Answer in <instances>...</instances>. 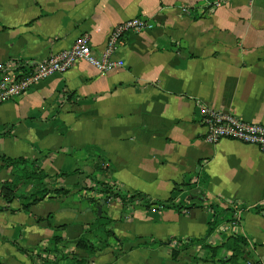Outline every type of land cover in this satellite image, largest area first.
I'll use <instances>...</instances> for the list:
<instances>
[{
  "label": "crops",
  "instance_id": "obj_1",
  "mask_svg": "<svg viewBox=\"0 0 264 264\" xmlns=\"http://www.w3.org/2000/svg\"><path fill=\"white\" fill-rule=\"evenodd\" d=\"M262 1L0 0V78L83 32L99 56L115 23H152L122 36L113 55L122 66L102 72L77 59L0 102V187L40 185L12 175L9 156L69 190L28 207L0 196V264H232L240 236L237 262L264 264V154L238 139L208 141L200 121L206 105L264 123Z\"/></svg>",
  "mask_w": 264,
  "mask_h": 264
},
{
  "label": "built area",
  "instance_id": "obj_2",
  "mask_svg": "<svg viewBox=\"0 0 264 264\" xmlns=\"http://www.w3.org/2000/svg\"><path fill=\"white\" fill-rule=\"evenodd\" d=\"M212 6L219 5L222 0H207ZM264 4V0L262 1ZM152 27V23L135 15L115 23L108 32L104 47L98 56L90 48L89 35L79 34L73 43L49 56L37 60L31 69L19 72L15 77L0 78V102L22 94L38 80L54 72H64L77 59H84L99 71H109L123 65V59L114 57L122 36L130 31H142ZM205 127L204 136L208 141L215 142L220 138H233L242 142L255 144L264 154V123L251 121L227 111H221L204 105L200 117Z\"/></svg>",
  "mask_w": 264,
  "mask_h": 264
},
{
  "label": "trees",
  "instance_id": "obj_3",
  "mask_svg": "<svg viewBox=\"0 0 264 264\" xmlns=\"http://www.w3.org/2000/svg\"><path fill=\"white\" fill-rule=\"evenodd\" d=\"M3 161V166L9 167L10 173L12 175H15V177H19L20 179L23 180H38L39 181V187H37L35 190L31 191L28 194H17L14 191L15 187V181L13 180H4L1 187H0V196L6 201V202H11L15 197H22L29 199V203L24 204V207H28L29 204L35 203L37 201H40L44 199L45 197H51L50 195H65L69 192L68 189L61 188V187H49L46 184L43 183V179L47 177V173L40 167L38 166L34 161L24 158V157H9V156H4L2 157ZM61 175L64 173H60ZM102 192L108 193L109 195L119 197L123 202L126 201H131L135 198H139L143 200L147 206L151 204H157V203H162L166 207H171L174 206L170 203V199L166 201H153L149 202L147 199H145L144 195L141 193H134L130 195H123L120 194L118 191H110L109 188H103L101 189ZM195 205V203L190 204V207ZM175 207V206H174ZM179 205L176 206L178 209ZM215 223L212 221L209 223L208 227V232L210 233L212 229L214 228ZM59 237L54 236L53 237V242H55ZM52 245V243H51ZM246 245V240L243 237H236L234 240V255L231 258L232 264H239L237 262V259L239 255L242 253L243 248ZM76 246L89 253L91 256L94 253L93 247L90 245L88 240L86 238L80 237L77 239V244ZM73 264H86L88 262V257L87 258H80L77 256H73L72 259Z\"/></svg>",
  "mask_w": 264,
  "mask_h": 264
},
{
  "label": "water",
  "instance_id": "obj_4",
  "mask_svg": "<svg viewBox=\"0 0 264 264\" xmlns=\"http://www.w3.org/2000/svg\"><path fill=\"white\" fill-rule=\"evenodd\" d=\"M102 203H103V201H102Z\"/></svg>",
  "mask_w": 264,
  "mask_h": 264
}]
</instances>
